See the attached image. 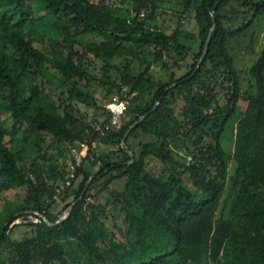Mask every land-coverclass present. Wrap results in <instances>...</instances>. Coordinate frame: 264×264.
Instances as JSON below:
<instances>
[{"label":"trees","instance_id":"trees-1","mask_svg":"<svg viewBox=\"0 0 264 264\" xmlns=\"http://www.w3.org/2000/svg\"><path fill=\"white\" fill-rule=\"evenodd\" d=\"M125 1L0 0V180L27 190L26 204L0 210V264H264V46L248 71L255 86L250 96L240 92L228 48L241 36L251 41L264 0H186L189 33L151 25L153 0H133L131 8ZM79 35L93 36L83 53L103 66L110 67L123 43L142 66L139 74L111 82L117 94L131 86L130 104L96 147L92 123L98 118L78 122L47 90L55 83L68 96L96 104L75 87L77 77L88 78L74 56ZM179 96L184 105L177 115ZM102 115L108 116L106 108ZM15 131L44 161L40 144L47 135L67 149L90 146L59 199L52 195L72 155L49 161L47 173L34 159L30 174L4 142ZM121 177L122 189L108 201L113 210L90 202ZM24 211L44 219L26 222L31 235L17 240L12 229L23 223L10 225Z\"/></svg>","mask_w":264,"mask_h":264},{"label":"rangeland","instance_id":"rangeland-1","mask_svg":"<svg viewBox=\"0 0 264 264\" xmlns=\"http://www.w3.org/2000/svg\"><path fill=\"white\" fill-rule=\"evenodd\" d=\"M133 0H126L125 5L127 8H131L133 5ZM155 3L154 17L148 22L151 25L163 27L168 33L173 32L175 29H179L182 33L192 32V13L190 11H184V4L186 0H153ZM143 8L141 11H144ZM253 35L250 41L248 35L241 36L237 42H231L228 45L229 52L233 57L234 67L239 75V87L240 92L243 96H250L255 92L254 80L250 77L248 71L251 64L255 59L260 55L263 46H264V17L261 21L256 24L255 27H251L250 30ZM184 35V34H183ZM93 36L90 35H79L76 38L75 47V58L76 62H80L83 68L88 74V78H79L75 79L76 89L82 90L83 92L88 93L93 96L96 104L92 103H83L75 99L74 97L68 96V94L63 93V89L58 87L55 83H51L47 86V90L53 92V96L56 99L57 96H60L61 101L66 106L65 110L78 122L91 121L94 119H104L106 116L102 115V109L105 108L106 103L110 97L115 94L113 91V86L111 82L119 83L120 77L122 75H136L141 71V65H138L137 62L131 60V52L129 51L130 45L128 43H123L121 46V51H119L112 59L109 61L110 67L103 66L101 62L89 53H83L82 44L90 39ZM184 36L180 38L181 42L187 43ZM38 44V43H36ZM39 47L43 46L40 43ZM196 47V44L193 45V48ZM45 48V47H44ZM49 48H46V51L49 52ZM188 62H191L190 57ZM144 65V64H143ZM158 68H153L152 72H157ZM126 90L131 91V86H127ZM131 94V93H130ZM133 94V93H132ZM62 104V105H63ZM184 105V100L179 96V101L174 106L175 113L178 115L180 108ZM6 113H2L4 117ZM4 123L8 128L13 126V123L4 117ZM21 128V127H20ZM22 127L21 129L23 130ZM22 131H15L5 135L4 142L9 146L13 153L16 156L21 158L17 159L18 164L22 165L27 171L29 170V163L36 159L41 165V170L45 173L49 172L47 163L49 161L54 163L66 162L69 161L70 156L72 155V148L76 144H72L70 149L65 147L64 143L52 144L49 135H47L46 140L41 142V152L45 155V161L41 158L35 156L34 153L30 151V148L26 145L27 143L23 140ZM140 137V136H139ZM142 140H152V137L147 135H142ZM132 144H134L137 139L132 138ZM101 149V148H100ZM134 156L138 158L140 153L139 147H134ZM104 150V149H101ZM95 151V148H94ZM99 152V150H96ZM181 152L180 154H182ZM186 160L187 159V155ZM88 165V164H87ZM148 167L155 171L156 166L150 160ZM98 167L95 166L93 171H97ZM31 174V171H28ZM33 176V175H32ZM125 178H116L111 183L103 187L102 192L99 198H91L90 202H97L102 204H107L106 207H111V204H108V201H112L113 196L112 191H120L123 187ZM27 194L26 186L14 184L8 185L0 180V210L11 209L14 206L26 204L25 196ZM111 210V209H109ZM113 210V208H112ZM21 214V213H20ZM64 213L62 214V216ZM27 216V217H26ZM23 223L20 227H14L12 229V236L17 240H23L30 237V227L26 226L25 223L31 222L27 213L22 214L10 226L14 223Z\"/></svg>","mask_w":264,"mask_h":264},{"label":"built area","instance_id":"built-area-1","mask_svg":"<svg viewBox=\"0 0 264 264\" xmlns=\"http://www.w3.org/2000/svg\"><path fill=\"white\" fill-rule=\"evenodd\" d=\"M143 14L144 11H142L140 15L142 16ZM127 92L129 91L126 90V87H123L119 94H113L105 105V108L108 111V116H106L104 119L93 121L92 128L95 132H97V135L91 142L92 147L101 145V135L104 134L105 129H109L112 126H119L122 114L130 104V100L126 96ZM89 148L90 146L80 143L78 146L76 145L71 149L72 162L67 167V174L65 175L64 179L60 181V183L55 187L54 193L52 195L54 200L59 199L63 191L72 185V182L76 177V167L80 165L83 158L88 154ZM187 159L189 161L190 156H187ZM27 215L31 222L34 223H40L41 220L44 219V217L36 211H31Z\"/></svg>","mask_w":264,"mask_h":264},{"label":"water","instance_id":"water-1","mask_svg":"<svg viewBox=\"0 0 264 264\" xmlns=\"http://www.w3.org/2000/svg\"><path fill=\"white\" fill-rule=\"evenodd\" d=\"M209 40H210V38H209V35H208L207 38H206V41H205V44H204V47H203V51H202V54H201V56H200V60H199L198 63L201 62V60L203 59V57H204V55H205V53H206V51H207V46H208ZM133 126H134V124L131 125V127H133ZM131 127H130V128H131ZM130 128H128V130H126V132H125V137H126V135L128 134ZM128 152H129V154L132 156V153H131L130 151H128ZM73 203H74V202H73ZM73 203L67 208V210L64 212V215H63V216L61 215V217H60L59 220H62V219H64V218L66 217V215L69 213V211H70L71 206L73 205ZM59 220H57L56 222H58ZM46 222L49 223L48 221H46ZM49 224H51V223H49Z\"/></svg>","mask_w":264,"mask_h":264}]
</instances>
